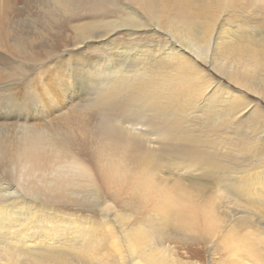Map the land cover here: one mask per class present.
I'll list each match as a JSON object with an SVG mask.
<instances>
[{
	"label": "bare ground",
	"instance_id": "6f19581e",
	"mask_svg": "<svg viewBox=\"0 0 264 264\" xmlns=\"http://www.w3.org/2000/svg\"><path fill=\"white\" fill-rule=\"evenodd\" d=\"M55 1L73 9L74 30L56 31L63 49L51 36L21 42L26 0H0V100L33 97L17 93L44 65L50 94L36 92L44 107L31 121L13 118L14 102L0 109V264H184L158 249L163 234L264 264V226L237 216L264 219V122L240 130L246 98L264 102V0ZM122 34L95 61L75 60ZM80 73V93L60 101ZM95 207L99 220L80 213Z\"/></svg>",
	"mask_w": 264,
	"mask_h": 264
},
{
	"label": "rangeland",
	"instance_id": "374dc122",
	"mask_svg": "<svg viewBox=\"0 0 264 264\" xmlns=\"http://www.w3.org/2000/svg\"><path fill=\"white\" fill-rule=\"evenodd\" d=\"M25 3H26V6L22 9V11L21 10L18 11L19 15H20V17L18 18V24H19L18 25V27H19L18 29H20V33H22V35L19 34V36L21 38V42L25 40L24 42L26 43V42L30 41L32 39V37H34L36 39V43H41L42 44V41L43 42L47 41L50 38L48 36H51L50 39H53V41L58 42V43H56V44H58L60 46L58 48L59 49H63L64 43H61V45L59 44L60 43L59 41H62V40L56 36V34H57L56 31L58 30V28H59V31H61V29L62 30L63 29H68L69 30L68 33L70 31L74 30V28H67L66 25H65V22H66L65 21V17L67 15H69V14H72L73 13V9L72 8L66 9L63 6H61V4H59L60 2H56L55 0H26ZM60 9H62V10H60ZM66 10H68V11H66ZM58 12H59V14H58ZM29 15H32L33 17L31 19H29V17H28ZM61 15H62V17H60ZM113 27L114 26H111L109 29H112ZM54 29H55V31H54ZM54 32H56V33L54 34ZM105 32H108V28L104 29L101 33H95L94 32V33L91 34V31H90V35H95V36L96 35H100V34L103 35ZM37 34L39 36H37ZM52 34H53V38H52ZM29 36H31V37H29ZM126 36H127L126 34L116 35V36L111 38L113 41L110 39L105 44H99V45L93 46L92 48H90V49H92V51L89 49V50L85 51L84 53L83 52L76 53L75 56L74 55L73 56H74L75 60L77 59L78 61H80L83 58L82 61L90 63L92 61H95L96 58L99 56V54H101V52L103 50H111V48L113 50L114 46H116L117 43H120V40H121L122 43L127 42L128 38ZM116 40L118 42H115ZM99 46H101V47H99ZM39 51H40L39 59L42 60V61L45 60L44 58H47V56H45L44 53H41L42 52V47H41V49ZM10 52L16 53V54H18L21 57H23L24 54L26 53L24 51V49H22V48L19 49V50H12ZM16 65L17 66L20 65L19 67L21 69H24V70L27 68L25 64L23 65V64L18 63ZM107 65L111 66L110 64H107ZM45 66L46 65H44L43 68L40 67L38 69V71H36L35 74L33 75L34 77L33 76L29 77L30 84H29V88L28 89H30V90H28L27 87L24 85L22 88H20V90L23 93L22 92L17 93V95H19L18 97H20L24 93H27V92H30V91H34L33 92V97L16 98V97H14L11 94H9V95L5 94V96H3L1 98V100H0V109L1 110L6 109L7 105L10 102H14L16 105H15V107H13V110H12V112H14L13 118L16 117L18 115V113H20V112H22L24 114V116H26V117L28 116L29 117V121H31L30 115H32V116L39 115L40 116V114H42L41 109H42V107H44L43 106L44 100L41 98L42 103H40L41 102L40 98L37 97V101H36L34 95L36 94V92L40 93V95H42L44 98H47L50 95L47 92V90L45 89V83L47 82L46 80L49 78V73L44 74V71H45L44 67ZM89 66H90L89 64L87 66H85L82 63V67H84L83 74L86 73L87 69H89ZM83 77L87 78L86 75L82 76L81 73H80L79 76L78 75L74 76V78H72L69 81V84L67 85V87H63L64 90H62L60 93H58V96H59L58 99L60 101H62V97L64 95H65V97L68 98L69 95L71 94V92H74V90L75 91L77 90V93H80V91H81L80 82L83 79ZM214 78H215V80H218V79L223 80V78H221L217 74H214ZM32 86L33 87L35 86V87L32 88ZM51 86H53V85L50 84V86H47V88L51 89ZM73 86H74L75 89L73 88ZM25 87H26L27 90L25 89ZM246 100H247L246 104L249 105L248 106V110H247V114L248 115H246L245 118H244L245 120L242 123V124H244V126L241 125V129H240L241 131H244L243 129L246 130L248 128V126L257 124L260 121L264 122V119L260 120L259 118L254 117L255 115L252 114L253 113L252 107H254V106L258 107V109L264 111L263 110L264 109V102L262 100L258 99L257 97L253 96V95H250L248 98H246ZM19 102H21L23 104L22 105L23 107L18 109V107H16V106H17V104ZM248 122H249L250 125L248 124ZM262 124H263V128H264V123H262ZM236 160H237L238 163H236V162H234V163H236L238 165L241 164L242 161H243L242 158L241 159L238 158ZM236 160H233V161H236ZM249 160H253V159L247 157L246 158V162L243 163V164H246V163L249 164ZM90 210H91V212H88L87 210H82L80 213H82L83 215L91 214L92 217H94L93 219L99 220L100 219L99 207H95V208H93V210L92 209H90ZM117 210L120 213L131 214L130 213L131 210L129 208H127L126 206H123V205H121ZM232 210H235V209H232ZM228 212H231V211H228ZM236 212H238V211L236 210ZM244 212L245 213H243L242 215L237 214V216L242 217V218L246 217L250 222H253V223L260 222L264 226V219L261 218L259 213L255 212V211H252L250 209H248L247 212H246V210ZM248 212H249V214H248ZM239 217H236L233 221H240V219H237ZM136 218L137 217H132V219H130V221L127 223L128 228L137 225V224H135L136 223ZM111 219L114 220L113 216L111 217ZM145 225L149 226L150 224H148V222L142 223V227H144ZM162 237L163 238H161L162 240H160V241H159V238L158 239L155 238V243H156V245H158V249L163 250L162 249L163 247H168V246L169 247H173L174 251H175V254H176V257L181 258L183 260L184 264H192L191 262H194V263H197V264H234V263H228L229 259H228L227 253H225V252H227V251H225V247L223 245L219 246V242L216 241V240H215L216 242H214L213 239L209 240L206 237H203V239L201 241H198V242L189 241V242L185 243V242L178 241V240H175V239L172 240L171 238H168V236L165 235V234H163ZM237 237H240V236H237ZM249 239L252 240L254 238H249ZM252 241H254V240H252ZM211 242H213V243H211ZM200 246H201V248H200ZM184 248H186V249H184ZM200 249H201L202 252L201 251L197 252L198 257L195 258V255H197L195 250L199 251ZM160 250H158V251H160ZM158 251H156V252H158ZM188 251H189V254L187 253ZM258 263H261V262H258Z\"/></svg>",
	"mask_w": 264,
	"mask_h": 264
}]
</instances>
